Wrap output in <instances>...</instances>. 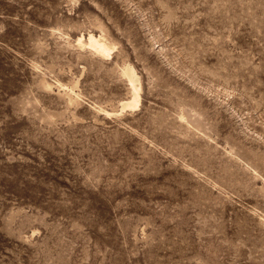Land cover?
<instances>
[{"label":"rangeland","instance_id":"obj_1","mask_svg":"<svg viewBox=\"0 0 264 264\" xmlns=\"http://www.w3.org/2000/svg\"><path fill=\"white\" fill-rule=\"evenodd\" d=\"M0 264H264V0H0Z\"/></svg>","mask_w":264,"mask_h":264},{"label":"bare ground","instance_id":"obj_2","mask_svg":"<svg viewBox=\"0 0 264 264\" xmlns=\"http://www.w3.org/2000/svg\"><path fill=\"white\" fill-rule=\"evenodd\" d=\"M76 43L79 46H87L90 48V50H93L94 53H97L98 55L102 57H109L113 47L103 39L101 36H94L93 34H88L86 41L83 40V37H78L76 39ZM122 74L127 78L129 87H130V92H131V97L129 100L122 102V108H135L138 106L139 103V91L140 87L137 84L138 77L135 75L133 68L131 67H124L122 69ZM121 77V76H120ZM139 82V81H138ZM69 89V88H68ZM70 92H73L72 88L69 89Z\"/></svg>","mask_w":264,"mask_h":264}]
</instances>
